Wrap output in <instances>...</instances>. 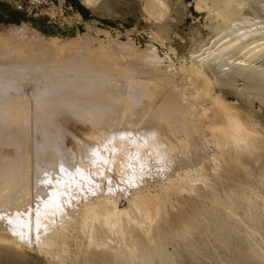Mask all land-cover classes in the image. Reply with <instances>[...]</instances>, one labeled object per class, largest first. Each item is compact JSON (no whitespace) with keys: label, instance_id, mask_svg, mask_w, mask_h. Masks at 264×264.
Instances as JSON below:
<instances>
[{"label":"bare ground","instance_id":"1","mask_svg":"<svg viewBox=\"0 0 264 264\" xmlns=\"http://www.w3.org/2000/svg\"><path fill=\"white\" fill-rule=\"evenodd\" d=\"M205 8L216 21L213 29L219 35L216 39L214 37L209 47L204 46L205 53H201L202 57L198 55L199 53L195 56L191 55V59L183 57L179 67H175L176 63L173 61L165 63L162 56L147 51L150 49L147 44L145 48L148 49L142 51V48L134 47L133 42L125 43L123 40L118 44L121 49L126 46L124 49L127 51L122 52L118 49L120 52H115L111 48L115 41L103 40L104 38L102 39L98 34L100 31L98 33L90 29L84 31L85 33L78 31L74 20L69 17L59 21L64 28L60 35L39 30L46 41L54 43L53 46L50 44L47 47L46 44L45 48L42 46L41 49L35 47L26 50L22 46L18 48L19 44L15 46L17 48H11L0 43V222L5 221L4 216L7 212L12 214L9 225L6 224L7 222L5 225L0 224V246L12 244L15 247L17 245L16 248L19 249L24 245L22 235L25 232L21 226L25 227L29 224L31 210L28 209L31 205L29 202L31 192L34 196L32 197L36 220L37 216L44 214L46 217L45 214L49 215L59 208L60 201L57 202V197L64 194L68 182L66 178L57 177L59 175L55 174L57 176H54L53 181L58 188L52 194H48L44 182L45 174L42 173L44 169L52 166L49 164L47 167L45 163H38L42 158L58 164L60 162L62 169L70 171L67 159L70 154L76 153L77 168L81 170L82 177L87 179L89 163L96 158V154L101 155V159H96L104 164L107 162L106 159H110L109 156L105 158V154L111 147V150L115 151L107 163L113 162L117 159L121 145L131 146L130 143H125L127 138L128 142L134 141L132 143L137 145L136 140L142 137L139 141L142 142L140 145L147 142L155 143L159 148L157 151H160L162 156L165 151L169 155L177 151L179 155L188 158L190 163L192 162L191 165L184 167L185 169L182 167V170H178L159 189L151 190V187L146 190L140 188L141 191L134 190L124 206H121L111 188L109 192L105 190L106 194H96L95 197L85 195L86 199L81 200L71 216L68 215L66 219L62 217L70 224L69 228L66 227L69 232L64 231L62 225L51 228L53 231L50 230L49 234L47 231L44 232L45 235L42 233L44 236L40 232L38 235H41L42 238L39 239H42V243L39 246L43 247L41 249L46 254L58 250L64 264H90L96 259H100L99 262L102 264H112V262L114 264H177L174 255L164 249L165 242L171 240L177 243L181 240L187 243L193 239L194 223L199 221L195 217L191 224H183V228L177 229L166 225L173 196L184 192H189L192 196L199 194L206 196L207 193H219L225 190V183L221 181L224 166H228L235 158L255 159L264 150V127L261 123L252 114L230 102L222 92L216 91V87L223 83L219 77L231 73L249 80L246 82H260L264 85V62L259 60L260 52L258 53L264 49V0H207ZM27 43L30 45L28 40ZM118 44L115 45L118 47ZM131 48L132 51L128 50ZM153 49L155 50L154 47ZM206 53L208 55L203 58V54ZM133 55L137 58L139 55L138 61H143L147 57L152 58L147 62L145 60L146 66L140 64L145 66V70L141 72L131 66L133 72L127 63L118 68L117 59L125 60ZM129 58L133 60L132 57ZM132 64L135 66L137 63L132 62ZM26 82L29 83L28 86ZM24 84L28 88L25 89ZM251 89L256 90V88ZM108 107L113 111H109V114L104 111L103 114L104 108ZM100 112L101 115H107V118L102 117L106 120V125L103 124L105 120L102 121L103 119L98 115ZM74 113L81 116L85 114L87 120L94 117L92 114L95 115L94 118H99L98 121L93 119L89 123L85 117H77ZM115 125L117 128L113 129ZM129 134L131 136L133 134V138ZM108 139L107 143L110 147L106 149L105 140ZM155 144H152L153 147ZM211 146L213 149L209 151ZM86 147L88 150L90 148L95 150L94 154L85 153L90 160L84 158L85 154L82 155ZM204 152L206 157L202 155ZM194 155L199 156V160H194ZM200 156L203 158L200 159ZM130 158L128 159L131 160ZM100 164L96 163L95 168L93 167L96 175L101 174V169L104 168ZM99 165L102 167L101 171L98 169ZM104 176L106 179L110 178ZM75 183L74 185H78ZM251 189L253 196L254 194L264 196L259 191L261 188L251 187ZM212 195L216 197L215 194ZM238 196L231 190L225 196L227 200L225 208L234 213L232 207L236 205L240 207L244 198V202L248 203L245 213L248 221L253 222L257 217L259 218L257 212L259 206L254 203L255 200L250 197L245 198L246 195L245 197L240 195L242 198ZM18 198L23 200L20 201ZM74 201L73 203L76 204ZM27 206H29L26 209L28 211H25ZM12 207L16 210L15 213L9 209ZM60 208L65 207L63 208L62 205ZM214 215L207 220L208 223H212L215 227L222 223L223 226H227L228 222L220 223L221 220ZM1 217L5 219L2 220ZM45 220L47 221L48 218ZM248 221L243 222L244 226H247ZM36 222L35 225L39 221ZM62 222L63 220L60 224ZM39 225H36V228ZM2 226L8 231L2 232ZM28 226L25 231L28 230ZM231 228L234 230L233 227ZM221 231L224 232V229L221 228ZM225 232L227 233L226 230ZM44 245H48L50 249ZM261 249L256 243L250 248L257 259L264 260ZM156 256H159L158 263L155 260Z\"/></svg>","mask_w":264,"mask_h":264},{"label":"rangeland","instance_id":"2","mask_svg":"<svg viewBox=\"0 0 264 264\" xmlns=\"http://www.w3.org/2000/svg\"><path fill=\"white\" fill-rule=\"evenodd\" d=\"M206 1L207 0H0V38H1L0 43L4 45H8L11 48L12 47L14 48L17 44H19V46L17 45L18 48H21L22 46L23 48L25 47L26 50L27 48L35 49V47L39 49L42 46H43L42 48H45L46 44L47 47H49L50 44L51 46H53L54 43L46 41L45 38L41 35V32L39 30L45 33H48L50 31L55 35H60L64 31V28L62 25L59 24V21L63 18L69 17L74 20L76 24L75 25L76 29L82 33L87 32L88 29H90L94 33H98L100 31L98 34L102 39L104 38L103 40H112L113 42L118 41L117 43L114 42L111 45L112 46L111 48L115 52H120L118 51V49L122 50V52L124 50L127 51V49H124L126 48V46L123 47V49H121L122 47H120L118 44V43H122L123 40L125 43L133 42L134 47H138L139 49L142 48V51L143 49H146L145 46L148 45V48L150 47V49L147 50L148 49L147 48L146 49L147 51H151L150 53L152 52L156 53V55L160 57L162 56L165 63L173 61V63H176L175 67H179V64L181 65V63L183 62L182 60L183 57H185L186 59H191L192 58L191 55L195 56L198 53H199L198 55L202 57L201 53H205L203 52L205 47H209L212 44L210 42L214 40V37L216 39L219 35L213 29L216 21L211 18L210 14L208 13V10L205 8ZM259 14H262V12H259ZM108 33H110V35ZM27 40L30 43V45L27 43ZM115 44H118V47ZM151 44L152 45L154 44L153 47L155 48V50L153 49ZM128 50L132 51L133 49L131 48ZM156 50L157 52H155ZM258 53L260 54L259 60L261 62L262 61L264 62V56H263L264 49L258 51ZM207 55H208L207 53L203 54V58ZM129 57H132L133 60H130L131 58ZM129 57H128L129 60L128 58H126L125 60L122 59L116 60L118 61L119 69L122 67V64L127 63L129 67L132 66L133 68H135L134 70L136 71L139 70L141 72V70L142 71L145 70V66H146L145 60L147 62L152 58V57L144 58L143 60L144 62H143V61H138L140 60L139 55L138 58L137 56L134 55ZM132 62L135 64L137 63L136 65L134 64L136 67L133 66ZM140 64L142 65L144 64L145 66L143 67ZM132 67L130 69L134 72ZM123 78L124 77H122V79ZM219 80H221L223 83L216 87V91L222 92L230 102L236 104L237 106L243 108L244 110L252 114L264 127V85L260 82L259 83L246 82L249 80L244 79V77L243 78L239 77L233 73L225 77L221 76V78L219 77ZM26 85L28 86L29 83H27ZM26 85L24 84L25 89L28 88L26 87ZM251 88L254 89L256 88V90H253ZM255 91H258L259 93ZM107 109L104 108V110L102 111L103 114L104 111L106 114H109L111 111H113L110 108L108 109V111H106ZM102 112H100V114L98 115L101 116V118L102 117L104 118V116L106 117L107 115H101ZM74 115H76L77 117L81 116L78 115L77 113H74ZM82 116L85 117V114ZM88 116L91 117V115ZM92 116L95 117L94 114H92ZM94 117H91L92 119L90 118V120L96 119ZM97 119L96 121H98ZM85 120L90 123V120H87L86 117ZM104 120L105 119H103L102 121ZM104 123L106 125V120L105 122H103V124ZM110 126H112V124H110ZM116 128L117 126L115 125L113 129ZM129 136L133 138L132 137L133 134L132 136L131 134H129ZM141 138L142 137H140L139 139L138 137L137 139L138 142L136 140L138 146L132 143L134 141L128 142L127 141L128 138H127L126 142L125 141L124 142L127 144L130 143L131 146H129V144L126 145L125 143H123L125 145L124 146L121 145V147L118 149V152L116 151L118 153L117 159L109 163L107 162L110 161V159L113 157L112 154L114 153L115 150L114 151L111 150L112 148L109 146L110 144L107 143V141L109 142V139L105 140L106 142L105 141L104 142L106 144L105 145L106 149L107 147H110V150H108L106 153L107 155L105 154V158L109 156L110 159L109 160L106 159L107 162L105 161L106 163L102 164L103 162H101V160L96 159V158H100L101 155L99 154L98 156V154H96L95 156L96 158L91 160L90 162L92 165H90L89 163L90 169L88 168L89 174L87 179L85 177L84 178L82 177L81 170L77 168L78 163H77V155H75L76 153L70 154L69 157L70 159L69 158L67 159L68 169H70V171L69 170L65 171L64 169H62L60 162L59 164L58 162H56L57 163L56 164L54 163L55 161H50L46 158H42L43 160L41 159L38 163H45L46 165H48L47 167H49V164L52 166L50 168H47L46 170L44 169L43 170L44 172L42 173L45 174L44 182L47 185L46 191L48 194H52L56 190V188H58L54 183L55 181H53L54 176L56 177L57 175H59L57 177L60 178L64 177L68 182L65 186L66 189L64 188L65 189L64 194L62 193L57 197V202L60 201L59 208L62 205L63 208L64 207L65 208L64 209L58 208L56 211H52L51 212L52 215L50 213L49 215L45 214L46 217H44V214H41L40 217L37 216L38 218L36 220V212L34 208L35 205L33 202L34 196L31 192V194L29 195L30 198L29 202L32 205V207L30 205L31 209L29 208V206L25 208V211L31 210L30 211L31 215H29L28 218L29 226L26 225L29 228L28 230L26 229L27 231H25V228L27 227L26 226L23 227L22 225L21 228H24L25 233H23V235L19 234L22 235L24 247L23 246L20 247L18 246V247L19 249L23 248V250L17 249L16 248L17 245L15 247V245L12 244L0 246V264H64L63 259H61L58 254V250H53L54 252L52 251L50 254H46V252L41 249L43 247L39 246V244L42 243L41 242L42 239H39V237L41 235L44 236L46 231L47 234H49L51 228L54 229L53 227L56 228L63 226L62 229L64 228V231L69 232V229L67 228L70 227V224L65 222L66 221L65 217H69L68 215L71 216L72 213L75 210H77L79 204L82 202L81 200L84 201V199H86L85 195H87V197L89 195H91L90 197H95L100 194H104V193L106 194L107 192H109L110 190L109 188H111V191L114 192V195L117 196L118 201H120L119 203L121 204V206H124L128 202L127 199H129L130 196L136 190L141 191L142 188H143L142 190H146L151 187H152L151 190L159 189L160 186L164 182H166V180L170 179V177H173L178 170H180L182 167L183 169H185L186 167H189L191 165L192 162L190 163L188 158L179 155L177 151H176L177 154L172 153V155H169V153H166L165 151L166 154L164 153L162 156L160 151H157L159 150V148L155 143H150V142H147V144L143 143L144 146L149 145L147 147L146 146L144 147L143 144L140 145L142 143V142L139 143ZM152 144H155L156 147L155 146L153 147ZM150 145H152V147ZM135 146H137L138 148ZM140 147L141 149H139ZM125 148L128 149V151H126ZM210 148L208 150L212 151L213 149L212 146ZM84 149L82 155L85 153L94 154L95 152V150H93L94 148L92 149L90 148L89 149L90 151L88 150V147ZM137 150H140L141 152ZM151 150H153V152ZM136 151L139 154L136 153ZM155 151L159 152L160 154L158 153L157 155V152ZM123 152H125V157H123L124 156ZM131 153L133 154V156H131L132 155ZM86 154L83 155L84 158L87 157L89 158V156H87L88 154L87 155ZM128 154H130V156ZM202 155L206 157L205 152L204 154L202 153ZM193 157H195L194 160H199L198 159L199 156L194 155ZM128 158H130L131 160H129ZM201 158L203 157L200 156V159ZM124 160L126 162H124ZM94 162H96L97 164L101 163L100 165H102V167L104 168L101 169L102 167L99 165L100 168L98 169L99 170L101 169L102 172H104V174H102L101 172V174L96 175L93 172L96 165V163ZM93 163L95 164L94 166ZM120 165L123 166L121 167ZM178 166H180V168ZM105 167L107 170L105 169ZM75 169L79 170L80 172L79 171H78L79 173L76 172L77 170ZM105 170L107 171V173ZM71 172H72V176H70ZM221 173L223 176L221 181L225 183L224 186L225 190L219 193H211V194L207 193L206 196L204 194L192 196V194H190L189 192H184L183 194L180 195L175 194L173 196V204L170 207V214L168 216V220L166 221V225H170L173 227V229H177V228H183L182 227L183 224H187V225L191 224L195 217L199 221V223L198 222L194 223V228H192L193 239H191L187 243H184L181 240L177 241V243L171 240H167L165 242L164 249L171 252L172 255H174L177 264H264V260L257 259L256 256H254L255 253H253V251L250 250L251 246L253 244L255 245V243L256 246L260 245V247L264 250V211H263L264 199H262L264 198V196H262L264 195V184H263L264 150L261 151L257 156V158L255 157V159L243 158L240 160L238 158L237 159L235 158L231 160L228 166H224ZM104 175H106L107 178L109 177L110 178L106 179ZM75 181H77V183H75ZM74 183L78 185H74ZM145 185H148L149 187L146 188L147 186ZM251 187L256 189L258 187L261 188L259 189V191L262 193L261 195L262 197L258 195L255 196V194L253 196V193L251 194L252 192ZM71 188L74 190V192ZM81 188L83 189L81 190ZM105 190L107 192H105ZM231 190H233L239 196L242 195L243 197H245L246 195L245 198L250 197L251 199L255 200L254 203H256L257 207L259 206L258 207L259 209L257 210L259 218L257 217L256 220L253 222L248 221V219L245 217L246 210L248 209L247 207L248 203L244 202L245 201L244 198H243V204L240 205V207L237 205L232 207L234 213L229 212L225 208V204H227L226 203L227 200L225 199V196H227V194ZM31 191H33V189ZM65 191H67V193ZM98 191L100 192L98 193ZM212 194H215L216 197H214V195ZM77 195L78 197H76ZM251 195L253 196V198ZM19 196L21 198V194H19ZM22 200L23 198L20 201ZM69 200L70 202L72 201L71 203L73 205L69 202ZM74 200L76 201L77 206L75 203H73ZM236 200L238 199L236 198ZM61 202H63V204ZM68 202L70 203V205H72V207L68 205L69 204ZM65 204L66 206H64ZM13 207L9 209H11V211L13 210L15 213L16 210H14ZM67 207L68 208L71 207V209L70 208L68 209ZM65 209L67 210L66 211L67 213L65 212ZM64 213L66 214L64 215ZM214 213L218 217V219L221 220V222L219 221L220 223L228 222L230 226L227 224V226L225 227L223 226L224 224L222 223L220 225H222L223 227H221L220 225L218 227H215V225H213L212 223L211 224L208 223L207 220L211 219ZM17 214L19 213L17 212ZM11 216L12 214L7 212L4 216L6 219L3 217L5 221L1 217L3 220L2 222L4 224L2 222H0V224L5 225V223L7 222L6 224L9 225L8 222H9V218H12ZM62 217H64L65 219H63ZM39 218H41L40 219L41 221L39 220ZM47 218L48 220L46 221L45 219ZM61 220H63L62 224H60ZM36 221L40 222V223L38 222V224L36 225L40 224L42 226L39 227L40 226L39 225L38 226L39 228L38 227L36 228L35 225V223H37ZM245 221H248L247 226H244L243 222ZM220 227L224 229V232L221 231ZM231 227H233L234 230H232ZM4 229H3L4 231L2 230V232L8 231V229L5 226ZM225 230L227 231V233L225 232ZM52 231L53 230H51L50 232ZM214 231H216L217 233ZM40 232L41 235H38L40 234ZM229 232H231L232 235H229L231 234ZM247 232H249V234ZM250 232L252 233L250 234ZM20 233L22 232L20 231ZM224 233H226L227 235L226 234L224 235ZM254 233L257 235L255 236ZM14 234L17 236L16 233ZM189 244H194V245H189ZM44 246L50 249L48 245H44ZM262 249L260 252L264 253ZM155 260L158 263L159 256H156ZM97 261L99 262L100 259L92 260L90 264H102V262L97 263ZM112 264H114V262H112Z\"/></svg>","mask_w":264,"mask_h":264}]
</instances>
